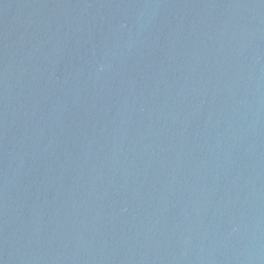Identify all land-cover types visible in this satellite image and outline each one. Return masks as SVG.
<instances>
[{
  "label": "water",
  "instance_id": "95a60500",
  "mask_svg": "<svg viewBox=\"0 0 264 264\" xmlns=\"http://www.w3.org/2000/svg\"><path fill=\"white\" fill-rule=\"evenodd\" d=\"M0 264H264V0H0Z\"/></svg>",
  "mask_w": 264,
  "mask_h": 264
}]
</instances>
